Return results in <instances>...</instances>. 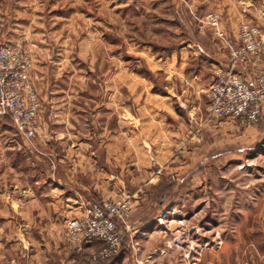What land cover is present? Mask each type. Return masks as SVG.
Returning a JSON list of instances; mask_svg holds the SVG:
<instances>
[{
  "label": "rangeland",
  "instance_id": "rangeland-1",
  "mask_svg": "<svg viewBox=\"0 0 264 264\" xmlns=\"http://www.w3.org/2000/svg\"><path fill=\"white\" fill-rule=\"evenodd\" d=\"M215 1L0 0V46L23 44L33 64L36 92L41 102L40 135L30 144L16 133L12 124L0 123V264L21 258L20 251L8 250L9 242L19 244L31 235L33 243L48 244L47 236L41 235L45 233L39 230L50 227L51 236H55L57 230L52 229L57 226H61L59 233L67 256L75 264H264V139L249 150L240 147L238 142L237 149L233 136L218 127L232 119L216 124L205 121L207 95L221 69L213 73L186 74L183 79L175 71L171 78L169 71L165 79L164 71L153 68L165 61L159 57L163 59L165 53L176 51L183 38L199 42L209 37L224 50L228 63L231 52L224 41L237 45L235 50H241V46L244 47L238 38L241 26L253 31L258 39L264 35L263 28L247 21L239 22L235 33H229L225 27L226 12L215 9ZM212 19L218 20L217 26H213ZM217 31L224 34V41L217 38ZM203 42L209 43V40ZM144 49L154 52L153 56L148 58L142 52ZM257 61L253 62L254 66ZM178 62L174 60L175 66ZM189 62H193L187 67L190 70L200 64L195 58ZM124 67L126 92L117 89L119 73ZM133 74H138L147 84L152 83L155 87L151 90L159 95L166 92V84L172 83L175 90H180L184 83V91L186 83H190L194 87H187L190 97L198 94V90L203 94L201 106L194 108L190 101L189 120L184 110V118L178 116L171 127H174L175 137L183 134L181 141L167 140L168 145L171 142L174 145L171 161L169 159L161 168L160 164L153 166L147 172L133 171L131 167L124 170L115 167L113 162H105L107 157L102 151L107 137L100 128L112 131L116 121L98 123L94 133L82 139L87 138L88 149L95 153L93 159L98 165L102 164L99 169L103 171L99 174L121 175L123 186L107 198H100L97 189L91 191L89 197H82L68 218L46 216L25 220L16 217L9 221V178L11 181L45 179V171L55 173L54 161L37 157L43 156L42 151L53 157L62 146L71 147L69 136L62 145L54 140L51 132L59 128L53 122L43 121L42 101L49 103L54 99L57 104L54 110H67V114L74 110L73 102H69L74 99L78 102L76 108L87 113L92 109L88 100L99 104L100 100L117 99L122 92L120 97L126 93L128 102ZM61 100L69 103L65 105ZM83 122V117L78 116L76 123L85 133L91 127ZM70 124L69 120V129ZM237 126L240 130L251 128ZM45 129L52 139L42 137L41 131ZM133 143L127 139V148L134 147ZM136 143L143 145L139 140ZM81 144L86 146L84 141ZM113 145H117L116 139ZM149 157L152 161L153 156ZM163 161L164 158L161 163ZM97 178L94 177L93 184H97ZM122 200L129 204L128 216L123 220L111 219L120 234L118 252L98 257L108 246L103 241L84 245L79 252L72 251L66 239L67 222L81 215L82 206L103 207Z\"/></svg>",
  "mask_w": 264,
  "mask_h": 264
},
{
  "label": "crops",
  "instance_id": "crops-1",
  "mask_svg": "<svg viewBox=\"0 0 264 264\" xmlns=\"http://www.w3.org/2000/svg\"><path fill=\"white\" fill-rule=\"evenodd\" d=\"M214 4L215 9L226 12V14L224 13L225 27L229 33L234 34L237 24L241 21L256 24L264 29V0H216ZM208 40L209 43L203 42ZM191 42V40L183 38L180 47L176 51L171 50L169 53H165L163 59L159 57V60L165 61L158 62L159 66L155 65L153 68L164 71L165 79L168 78L169 71L171 72V78L176 72L181 74L183 79L186 74L213 73L225 67L224 50H221L209 37L203 38L199 42H192L194 45ZM142 52H145L148 58L154 54V52L149 53L145 49ZM194 58L199 59L200 64L195 67V70H190L187 67H191L193 62H189V60ZM175 59L179 60L177 66L174 64ZM36 65L38 67V63ZM256 68L264 74V54L259 57ZM38 73L40 76H44L42 71H38ZM120 73L117 89L126 92L125 67ZM137 75L133 74L134 84L129 89L128 102L125 97L126 93H124V97H120L122 92L119 93L117 99L100 100L99 104L88 100V103H91L90 107H92L88 113L86 110L76 108L78 103L75 102L76 99L69 100L70 103L73 102L74 107V110H70L71 114H67V110L63 109L54 110V107L57 106L54 99L53 101L51 99L49 103L46 102L47 100H45V103L42 101L45 108L43 121L53 122L59 128V130L51 132L55 136L54 140L62 145V141L69 136L68 143L71 147L62 146V148H59L58 154L52 155L53 157L47 156L43 151L41 153L43 156L37 157V159L47 157L49 160L53 159L54 161L55 173L45 171L43 174L45 179L11 181L9 178V221L16 217L26 218L25 220L41 219V217H44V219L47 217L49 219L53 217L68 218L73 213L72 211L77 209L75 206L83 199L82 197H89L91 191L97 189L96 193L100 198L101 196L107 198L114 195L123 186L124 182L121 175L104 177L99 174L103 171L99 169L102 168V164L98 165L93 159L95 153L92 149H88L87 138L86 140L82 139L88 137L89 133L92 135L94 133L93 129L98 123L106 124L109 119H115L116 121V128L111 129L113 132L100 128L102 132L106 133L105 136L107 137L106 146L103 147L102 151L107 157L105 162L107 161L109 164L113 162L115 167L124 170L131 167L130 169L133 171L147 172L152 170L153 166L156 167L160 164L161 168L169 159L171 161L174 145L172 142L168 145L167 140L177 139V141H181L183 138V134L180 138L175 137L176 134L172 131L174 127L172 129L171 127L178 121V116L184 118V110L187 121L189 120L188 105L191 106L190 101H192L194 108L195 106H201L203 104V94L198 90V94L190 97L187 87L194 89L190 83H186L185 91L184 83H181L180 90H175L172 83L166 84V92L159 95L155 93L156 91L151 90L155 87L152 83L147 84ZM62 102L65 105L69 103L61 100L60 103ZM78 116L83 117V123L89 125L92 130L86 129L85 133L81 132L83 128L76 123ZM69 120L71 123L70 129L68 128ZM218 127L233 136L237 149L238 142L243 149L255 148L264 139V111L261 122L255 127L240 130L233 120H226L220 123ZM38 134L40 135L39 130ZM41 135L45 140L52 139L47 129L41 131ZM114 139L117 140V145H113ZM127 139L134 141V147L127 148ZM138 140L144 146L148 144V147L138 145L136 143ZM82 141L85 142V147L81 144ZM149 156H153L152 161ZM163 158L164 161L161 163ZM94 177H98L97 184L92 183ZM132 182L134 183V180ZM136 182L137 180H135ZM151 182L156 183L157 180H151ZM45 198H48V200ZM60 230L61 226L53 228L52 231H56V233L55 236H51L50 227L40 228L39 231L45 233L41 235H46L47 240H49V243L44 245L33 243L31 235H27L24 242L21 241L19 244L9 242L7 245L8 250L20 251L21 258L18 261L10 260L8 264H16V262L22 264H75L76 262H72L71 257L67 256L61 233H59ZM84 264L89 263L85 262Z\"/></svg>",
  "mask_w": 264,
  "mask_h": 264
},
{
  "label": "built area",
  "instance_id": "built-area-1",
  "mask_svg": "<svg viewBox=\"0 0 264 264\" xmlns=\"http://www.w3.org/2000/svg\"><path fill=\"white\" fill-rule=\"evenodd\" d=\"M213 26L218 25L212 19ZM216 31V29H215ZM217 38L224 41V34L217 31ZM246 26H241L237 45L224 41L230 49V59L218 71L207 95L204 110L205 121L216 124L223 119H232L245 127L256 126L264 109V74L254 63L264 52V35L259 39ZM222 37V38H221ZM33 64L25 52L23 44H4L0 46V118H10L16 133L30 144L37 135L41 102L35 86ZM130 207L127 200L116 205L103 207L84 205L81 215L67 222L66 239L71 250L103 241L108 246L98 257L116 254L119 249V233L111 219H124ZM121 237V236H120Z\"/></svg>",
  "mask_w": 264,
  "mask_h": 264
},
{
  "label": "trees",
  "instance_id": "trees-1",
  "mask_svg": "<svg viewBox=\"0 0 264 264\" xmlns=\"http://www.w3.org/2000/svg\"><path fill=\"white\" fill-rule=\"evenodd\" d=\"M261 120H262V118H261ZM261 120H260V122H261ZM0 122H6V123H8V124H12L10 118H8V117H7V118H4V119L0 118ZM260 122H259V123H260ZM259 123H258V124H259Z\"/></svg>",
  "mask_w": 264,
  "mask_h": 264
}]
</instances>
